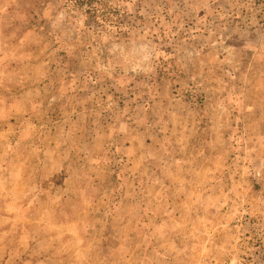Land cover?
I'll use <instances>...</instances> for the list:
<instances>
[{"label":"rangeland","instance_id":"obj_1","mask_svg":"<svg viewBox=\"0 0 264 264\" xmlns=\"http://www.w3.org/2000/svg\"><path fill=\"white\" fill-rule=\"evenodd\" d=\"M72 1L0 0V264H264V0Z\"/></svg>","mask_w":264,"mask_h":264},{"label":"trees","instance_id":"obj_2","mask_svg":"<svg viewBox=\"0 0 264 264\" xmlns=\"http://www.w3.org/2000/svg\"><path fill=\"white\" fill-rule=\"evenodd\" d=\"M87 1H90V2L87 4L88 6H90V9H93V10H94V5H95V4L98 5L97 0H93V1H91V0H73L72 2H74V4H75V2H76V3H78V4L84 5L83 2L86 3ZM75 5H76V4H75ZM76 6H77V5H76ZM98 7H99V6H98ZM99 9H101V8H98L97 11H100V12H101V10H99ZM94 11H95V10H94ZM104 17H106V16H104Z\"/></svg>","mask_w":264,"mask_h":264}]
</instances>
